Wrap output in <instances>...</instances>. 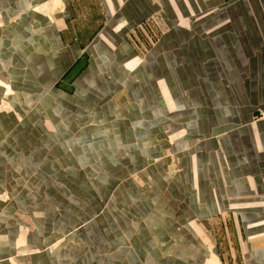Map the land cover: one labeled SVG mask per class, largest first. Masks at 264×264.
I'll return each instance as SVG.
<instances>
[{
    "label": "crops",
    "instance_id": "crops-1",
    "mask_svg": "<svg viewBox=\"0 0 264 264\" xmlns=\"http://www.w3.org/2000/svg\"><path fill=\"white\" fill-rule=\"evenodd\" d=\"M0 106V177L30 148L76 168L95 133L122 172L99 217L41 209L68 225L54 256L17 251L0 199V264H264V0H0Z\"/></svg>",
    "mask_w": 264,
    "mask_h": 264
},
{
    "label": "rangeland",
    "instance_id": "rangeland-1",
    "mask_svg": "<svg viewBox=\"0 0 264 264\" xmlns=\"http://www.w3.org/2000/svg\"><path fill=\"white\" fill-rule=\"evenodd\" d=\"M150 21H152L150 24L144 22L143 25L134 28L126 35L131 38L130 40L140 54L145 52L166 28L165 19L160 12H157ZM68 68L62 74H68L70 72ZM64 75L62 77H65ZM69 78L70 74L63 79L62 88L69 87L67 82ZM61 79V76L57 79L56 86L59 85L57 82H61ZM2 107L0 106V108ZM47 123H49L48 120ZM30 129L33 130L35 127L30 126ZM90 136L93 150H96L89 155L90 160L87 159L82 164L77 163L76 168L53 166L54 163L46 156L40 157L39 160L34 159V148H30L25 152L28 156L24 162H22L24 158L22 161L13 160L11 170L17 169L15 164H19L18 169L21 168L17 175L9 176L8 173L6 179L0 177V186L3 187L0 194L2 201H0L8 202V206L11 203L15 207H13V218H16L17 221L15 228L19 236L24 234L22 238L12 243L17 251H22V253L41 251L42 255L54 256L55 250L59 251L63 247H68V225L63 222L59 226H54L48 224L51 221L47 218L42 224V220L39 221L43 213L42 210L45 215L48 213L59 214L61 219L66 222L76 212L75 218L83 220L86 217H99L101 213H104L107 202L117 199L116 194L113 195V193L116 189L118 174L122 172L115 160L116 147L112 148L108 145L101 147L98 133H95V137ZM4 148L5 146L0 148V153L5 152ZM102 150L103 152L107 150L106 155L102 154ZM162 156L164 153L160 152L152 159L157 160ZM10 157L12 156L10 155ZM4 164L0 160V170ZM143 168L144 166H140L136 170ZM5 188L7 189L5 190ZM9 208L11 207L9 206ZM38 211L40 215L37 214ZM26 213L35 215L34 219L24 215ZM41 229H44L45 234L42 242L35 240L40 236ZM44 259L49 260L46 257Z\"/></svg>",
    "mask_w": 264,
    "mask_h": 264
},
{
    "label": "built area",
    "instance_id": "built-area-1",
    "mask_svg": "<svg viewBox=\"0 0 264 264\" xmlns=\"http://www.w3.org/2000/svg\"><path fill=\"white\" fill-rule=\"evenodd\" d=\"M261 115L264 116V110L261 112Z\"/></svg>",
    "mask_w": 264,
    "mask_h": 264
}]
</instances>
